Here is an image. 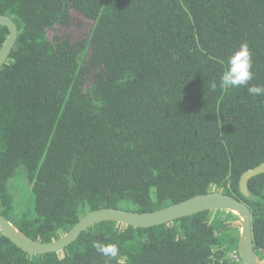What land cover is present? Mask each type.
I'll list each match as a JSON object with an SVG mask.
<instances>
[{"label": "trees", "instance_id": "trees-1", "mask_svg": "<svg viewBox=\"0 0 264 264\" xmlns=\"http://www.w3.org/2000/svg\"><path fill=\"white\" fill-rule=\"evenodd\" d=\"M0 14L19 28L0 70V209L18 228L49 243L100 208L152 212L222 191L252 209L264 260V174L249 183L255 200L239 190L264 162V96L220 86L243 42L249 84L264 85V0H0ZM8 34L0 26V48ZM239 220L225 210L151 228L106 220L44 255L0 231V264H237Z\"/></svg>", "mask_w": 264, "mask_h": 264}, {"label": "water", "instance_id": "water-1", "mask_svg": "<svg viewBox=\"0 0 264 264\" xmlns=\"http://www.w3.org/2000/svg\"><path fill=\"white\" fill-rule=\"evenodd\" d=\"M0 26L6 27L9 32L6 41L0 48L1 70L10 59L19 36V28L14 18L7 14H0ZM261 174H264V162L243 173L239 190L246 200L256 199L250 191L249 183ZM211 210H225L240 218L241 229L237 242V252L241 263L264 264L254 247L252 209L246 202L222 191H209L206 194L196 195L180 203L152 212H137L111 207L100 208L85 215L66 235L49 243L30 237L0 209V231L23 252L31 255H44L64 250L78 239L82 232L106 220L138 228H151Z\"/></svg>", "mask_w": 264, "mask_h": 264}, {"label": "clouds", "instance_id": "clouds-1", "mask_svg": "<svg viewBox=\"0 0 264 264\" xmlns=\"http://www.w3.org/2000/svg\"><path fill=\"white\" fill-rule=\"evenodd\" d=\"M253 60L250 46L247 42L240 44L239 48L229 55L227 59V69L220 76V86L226 89L246 87L251 96H264V85H250L253 79ZM216 83L213 82L211 88L215 90ZM65 233L64 235H66ZM62 235L61 237H63ZM60 237V238H61ZM92 247L101 255L112 259H117L120 250L115 243H105L99 240L92 242ZM119 264H124L123 259Z\"/></svg>", "mask_w": 264, "mask_h": 264}, {"label": "rangeland", "instance_id": "rangeland-1", "mask_svg": "<svg viewBox=\"0 0 264 264\" xmlns=\"http://www.w3.org/2000/svg\"><path fill=\"white\" fill-rule=\"evenodd\" d=\"M22 187H23V186H20V187H17V188L15 189V193H16V196H17V200H18L19 202H23L24 199H25V197H26V194H24V191L21 190ZM236 226H237V228H238L239 231H240V229H241V226H240V220L237 221V223H235V228H236ZM238 234H239V232H238ZM261 261L264 262V260H263L262 258H261Z\"/></svg>", "mask_w": 264, "mask_h": 264}, {"label": "built area", "instance_id": "built-area-1", "mask_svg": "<svg viewBox=\"0 0 264 264\" xmlns=\"http://www.w3.org/2000/svg\"><path fill=\"white\" fill-rule=\"evenodd\" d=\"M64 235V234H63ZM229 256H230V258H231V260L232 261H234L235 263H237V264H241L240 262V257H239V254H238V252H237V247H236V249L235 250H233V251H231L230 253H229ZM261 259V258H260ZM243 264V263H242Z\"/></svg>", "mask_w": 264, "mask_h": 264}, {"label": "flooded vegetation", "instance_id": "flooded-vegetation-1", "mask_svg": "<svg viewBox=\"0 0 264 264\" xmlns=\"http://www.w3.org/2000/svg\"><path fill=\"white\" fill-rule=\"evenodd\" d=\"M242 177V176H241ZM241 180V179H240ZM239 185H240V183H239Z\"/></svg>", "mask_w": 264, "mask_h": 264}]
</instances>
